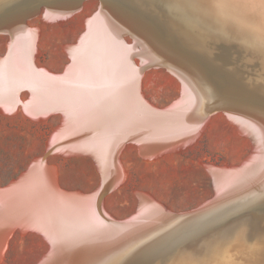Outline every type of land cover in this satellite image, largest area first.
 I'll use <instances>...</instances> for the list:
<instances>
[{"label": "bare ground", "instance_id": "obj_1", "mask_svg": "<svg viewBox=\"0 0 264 264\" xmlns=\"http://www.w3.org/2000/svg\"><path fill=\"white\" fill-rule=\"evenodd\" d=\"M87 3L0 0L10 45L0 56L1 106L60 113L50 147L89 153L101 174L92 192L67 191L54 166L34 159L0 188V253L19 227L48 242L38 264H264V0H96L65 46L68 63L41 66L38 28L27 20L53 21ZM126 32L137 40L122 38ZM141 65L176 71L179 97L150 103ZM214 111L252 143L240 166L215 170L216 197L195 213L175 214L148 193L125 220L106 211L111 192L102 196L124 179L127 142L147 156L186 145Z\"/></svg>", "mask_w": 264, "mask_h": 264}, {"label": "rangeland", "instance_id": "obj_2", "mask_svg": "<svg viewBox=\"0 0 264 264\" xmlns=\"http://www.w3.org/2000/svg\"><path fill=\"white\" fill-rule=\"evenodd\" d=\"M87 1L86 5L58 18L60 20H45L37 14L27 20L29 27L38 28L36 60L41 66L60 71L68 63L65 46L78 37L86 15L95 7L96 0ZM123 36L132 42L137 40L130 32ZM140 44L137 45L140 47ZM9 50L8 34L0 31V56L7 55ZM173 72L167 65L151 66L145 71L140 87L150 103L165 107L179 97L178 78L174 74L178 73ZM28 98L27 94L22 97L24 101ZM60 115L34 117L20 104L13 110L0 107V187L17 180L37 158L54 166L57 182L63 189L90 193L98 186L101 174L89 153H67L50 147L56 129L61 125ZM212 116L188 145H177L147 156L134 142H127L119 155L124 179L102 196L111 192L106 199V211L117 219L129 217L136 212L144 193L151 194L171 211L190 210L216 197L218 174L215 170L240 166L249 157L252 143L239 132L226 112L219 111ZM14 229L6 248L2 249L3 254L0 253V264H38L48 251L47 242L33 229Z\"/></svg>", "mask_w": 264, "mask_h": 264}, {"label": "water", "instance_id": "obj_3", "mask_svg": "<svg viewBox=\"0 0 264 264\" xmlns=\"http://www.w3.org/2000/svg\"><path fill=\"white\" fill-rule=\"evenodd\" d=\"M123 35L124 34H122V38H123ZM150 65H148V66H146V67H149ZM146 67H144V65H141V67H140V70H143L144 68L145 69H147ZM144 69V70H145ZM143 70V71H144ZM197 210H199L198 208H193L192 210H190V211H185V212H183L182 214H187V213H195ZM175 214H179V213H177V212H175ZM103 217V216H102ZM103 219H105L104 217H103ZM106 220V219H105ZM111 224H120V225H122V224H124L125 223V221H123V220H118V221H113V220H108Z\"/></svg>", "mask_w": 264, "mask_h": 264}, {"label": "crops", "instance_id": "obj_4", "mask_svg": "<svg viewBox=\"0 0 264 264\" xmlns=\"http://www.w3.org/2000/svg\"><path fill=\"white\" fill-rule=\"evenodd\" d=\"M215 112V111H214ZM216 112H219V111H216ZM215 112V113H216ZM212 114H214L213 112L210 114V116L212 115ZM208 120V119H207ZM210 120V119H209ZM206 121V120H205ZM208 122V121H207ZM207 124V123H206ZM237 126V125H236ZM203 128V127H202ZM238 128V127H237ZM201 132V131H200ZM199 132V133H200ZM196 136H198V133H197V135H195V138H196ZM195 140V139H194ZM190 143H192V142H190ZM190 143H187L186 145H188V144H190ZM46 162V161H45ZM27 171V170H26ZM25 171V172H26ZM56 180H57V174H56ZM57 182V181H56ZM9 185V184H8ZM8 185H5V186H3V187H6V186H8ZM57 185L59 186V187H61L59 184H58V182H57ZM3 187H0V188H3ZM62 188V187H61ZM63 189V188H62ZM67 191H76V190H70V189H68ZM78 191V190H77ZM149 195H151V194H149ZM151 197H153L152 195H151ZM154 198V197H153ZM155 199V198H154ZM201 207H203V204L202 205H200L199 207H196V208H201ZM190 210H192V209H190ZM190 210H185V211H190ZM185 211H176L177 213H183V212H185ZM171 213V212H170ZM173 213H175V212H173ZM126 218H124V220H125ZM42 237V236H41ZM43 238V237H42ZM46 241V240H45ZM47 242V241H46ZM47 244H48V242H47ZM48 247H49V244H48Z\"/></svg>", "mask_w": 264, "mask_h": 264}]
</instances>
